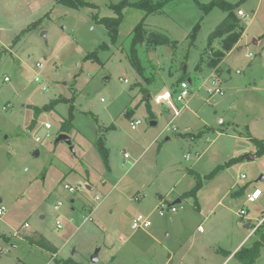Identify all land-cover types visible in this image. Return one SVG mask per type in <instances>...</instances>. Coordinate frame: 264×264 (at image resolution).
<instances>
[{"label": "rangeland", "instance_id": "374dc122", "mask_svg": "<svg viewBox=\"0 0 264 264\" xmlns=\"http://www.w3.org/2000/svg\"><path fill=\"white\" fill-rule=\"evenodd\" d=\"M89 1L95 7L0 0V203L7 209L0 228L8 232L2 235L0 229V254L18 245L21 253L27 250L29 264H45L48 253L19 238L23 228H35L63 247L60 255L50 256L55 264L72 257L89 264L96 250L95 264H242L234 257L239 243L264 221V154L256 155L258 146L247 137L264 141V0H246L235 10L243 31L230 54L235 56L232 72L227 76L222 64L221 74L212 77L223 94L208 91L209 61L223 49L225 36L211 45L208 37L225 18L222 9L205 13L197 0H171L149 14L145 28L175 41L161 48L137 45L147 66L141 75L131 63V44L145 12L124 9L117 41L104 48L107 29L94 14L114 16L112 5L121 0ZM154 60L158 64L150 68ZM184 65L192 82L188 99L179 102ZM38 72L41 81H35ZM150 73L154 83L147 84L144 77ZM172 103L180 110L174 118ZM45 105L32 125L31 106ZM136 119L142 123L132 129ZM61 133L71 136L74 150L56 142ZM232 158L235 162L205 180L198 195L201 208L193 198L174 203L177 193L196 183L189 170L204 176ZM255 187L263 196L247 203L246 193ZM241 189L245 193L236 194ZM136 193L145 196L138 200ZM58 201L62 205L56 210ZM161 204H173L176 211L160 215L156 207ZM241 208L247 215H239ZM138 213L151 216L149 229H131ZM91 215L93 220H85ZM250 236L247 245L257 238ZM256 264H264V246Z\"/></svg>", "mask_w": 264, "mask_h": 264}, {"label": "trees", "instance_id": "16d2710c", "mask_svg": "<svg viewBox=\"0 0 264 264\" xmlns=\"http://www.w3.org/2000/svg\"><path fill=\"white\" fill-rule=\"evenodd\" d=\"M171 0H137V1H130V0H121L117 4H113L112 8L115 12L114 16H100L99 14H94V19L98 23L102 24L107 29V34L109 37L108 42L102 43L100 46L104 48H108L109 45H113L118 38L120 26L124 19V9L128 7H134L141 9L145 12L144 17L141 19L139 23H137L133 30V37H132V44H131V63L137 70V72L141 75H144L146 72L147 66L143 64V61L140 58V54L138 53L137 45H173L172 40L169 39L168 36H166L164 33L157 32V31H148L145 28V20L146 17L151 13H156L160 10H162ZM246 0H239L237 2H230L227 0H212L208 4H202L197 0L198 5L203 8L205 13H209L213 8L218 7L222 9L226 16L225 18L215 27V29L210 33L208 37V44L211 45L214 40L217 38L224 37L223 42V49L217 50L215 52L216 58L209 61V66L212 68L217 69V73L221 74V70H219L218 65L221 62V59L224 57L225 52L231 50L234 45L238 42V40L241 37L243 28L240 23V20L237 18L235 10L238 9ZM58 3H62L68 7L74 8V9H80L85 6L93 7L94 4L90 2L89 0H58ZM95 7V6H94ZM201 23L198 22L193 27V29L190 32V38L191 43H193L197 37V34L199 32ZM264 38V34L262 35ZM150 64V61H149ZM150 68H154L151 64L149 66ZM148 76L144 77V80L147 84L154 83V76L150 73L147 74ZM151 78H150V77ZM188 75L183 74L179 78V82H183L187 79ZM49 105H45L42 107L37 106H31L33 109H35V118L32 120V125L36 123V117L42 112L43 110H47ZM150 109V106H148ZM64 128H67V124H63ZM249 139H251L257 146V152L256 155L261 156L264 154V141H261L260 139L253 138L251 135L247 136ZM103 151V157L106 162V166L108 165V155L107 151L105 149ZM236 158H232L229 161L225 162L224 165L216 166L211 172L208 174L201 176L200 174L191 171V174H193L196 177V183L195 185L188 191L184 192L182 194V197L184 198H193L196 205H198V192L202 189L204 186L205 180H210L213 177H215L222 169L225 167L231 165L233 162H235ZM257 234V238L252 242V244L248 246H242L240 249H238L234 257H236L242 264H256V261L261 255V250L264 246V225H259L255 232ZM24 240L26 242L36 245L51 254L55 255L58 252L57 247L51 243L47 238H45L43 235L39 233H35L32 235H24ZM56 261L59 264H80L73 259H66V260H58Z\"/></svg>", "mask_w": 264, "mask_h": 264}, {"label": "crops", "instance_id": "0c3cea01", "mask_svg": "<svg viewBox=\"0 0 264 264\" xmlns=\"http://www.w3.org/2000/svg\"><path fill=\"white\" fill-rule=\"evenodd\" d=\"M9 2V1H8ZM8 10L9 11H11L12 10V5H10L9 7H8ZM161 11V10H160ZM160 11H158V12H160ZM244 11V10H243ZM162 33V32H161ZM165 34V33H164ZM166 36H167V34H165ZM170 39V38H169ZM170 40H173V39H170ZM173 41H175V40H173ZM160 48H161V46H165V45H158ZM168 46V45H167ZM235 47V46H234ZM233 47V48H234ZM232 50L233 49H231V50H229V52L227 53V54H225L224 55V57L221 59V62L219 63V65H218V68H219V70H221L222 71V64H223V66H224V64H225V66L227 67L226 69H227V76H229L230 74H231V72H232V69H231V67H229V65H230V63H232V62H234V59H235V56H233L232 58H230V54L232 53ZM169 52V49H167L166 50V52ZM249 56H250V54H249ZM150 59H152V58H150ZM228 61V62H227ZM155 63H157L158 64V62L156 61L155 62V60L151 63V65L154 67H156V64ZM185 66V65H184ZM209 68H211V77L210 78H212L214 75H216V76H218V75H220V74H218L217 72V69L216 68H212V67H210V66H208ZM196 69L197 70H199V69H201V67L199 66V64H197V67H196ZM213 69V70H212ZM237 72L239 73L240 71L239 70H237ZM198 73H201V71L199 70L198 71ZM183 74H187L188 75V70H187V66H186V72H184ZM182 74V75H183ZM224 78V77H223ZM229 78V77H228ZM189 78H187L185 81H188V83L190 84L191 82H192V80H191V82L188 80ZM191 79V78H190ZM213 79V78H212ZM214 80V79H213ZM212 80V81H213ZM127 81V80H126ZM212 81H211V83H212ZM225 82H227V81H225ZM224 82V83H225ZM221 86V85H220ZM221 88L223 89V87L221 86ZM179 89H180V86H179ZM222 122V121H221ZM223 122H225V121H223ZM232 123V122H231ZM206 126L208 127V129L209 128H211L212 129V131L213 130H215L216 128H214L213 127V125H208V124H206ZM206 130V129H205ZM204 130V131H205ZM187 134V133H186ZM205 134V133H204ZM207 134H209V133H207ZM208 137H209V135H207ZM192 138H193V136H192ZM166 140H170V137H167L166 138ZM125 157V156H124ZM129 158H130V156H129ZM129 158H126L125 157V159L126 160H129ZM191 171H194V169H192V170H189V172L191 173ZM196 173H198V174H200V175H202L200 172H198L197 170L195 171ZM206 174H208V173H206ZM206 174H204V175H206ZM203 176V175H202ZM241 177V176H240ZM242 178V177H241ZM242 179H245V178H242ZM104 184H106V182H105V180H103L102 181ZM204 183H205V181H204ZM90 188L91 189H93V187H91L90 186ZM203 188V187H202ZM255 188H258V187H255ZM254 188V189H255ZM190 190V189H189ZM245 190L246 189H241L239 192H237L236 191V194H239V193H245ZM253 190V189H252ZM252 190H250V191H248V192H251ZM186 191H188V190H186ZM186 191H183V192H181V193H177V195H180V198L179 199H177L174 203H179V202H181V200L184 198V197H182V194L184 193V192H186ZM247 192V193H248ZM246 193V194H247ZM135 195H137V198L136 199H138L139 198V196L141 197L140 199H142V198H144V196H145V194L144 195H142V194H139V193H136ZM198 195H199V192H198ZM198 195H197V197H198ZM262 196H263V191H262ZM262 196L260 197V199L262 198ZM163 197H164V195H160L159 196V198H160V200H162L163 199ZM140 199H138V200H140ZM259 199V200H260ZM1 205H3V204H1L0 203V206ZM173 205V204H172ZM198 206L201 208V204H200V202H199V200H198ZM89 207H91V206H89ZM95 207L96 206H94V207H92L91 208V210H89V212H90V214H92L93 213V211H94V209H95ZM170 212H172V211H170ZM137 215V214H136ZM135 215V216H136ZM134 216V217H135ZM90 217H91V219H90ZM133 217V218H134ZM133 218L131 219V222H132V220H133ZM85 220H93V216L91 215V216H89V218H85ZM6 224V223H5ZM28 224V223H27ZM26 225V224H25ZM24 225V226H25ZM4 226V225H3ZM2 226V228H0L1 229V231H2V235L4 234V233H8V232H6L5 231V229H4V227ZM247 228H249V226H251V223H248L247 225ZM17 227V226H16ZM16 227H15V229H16ZM26 227V226H25ZM27 227H29V224H28V226ZM200 227V226H199ZM14 229V230H15ZM149 229V228H148ZM203 229V228H202ZM13 230V231H14ZM27 230V228H23L22 229V233H24V234H21L20 235V239L23 241V242H25L26 243V240H24V238H23V236L24 235H32V234H35V233H39V234H41V235H43L45 238H47L51 243H53L56 247H57V249H58V252L56 253L57 255H60V253L62 252V248L63 247H61V246H59V245H57L56 244V242L55 241H53L44 231H42L41 229H31L30 231H26ZM147 230V229H146ZM201 230V229H200ZM9 232H12V231H9ZM253 233V230H252V232L251 233H249L248 234V236H250L251 234ZM1 235V238L2 239H5L6 240V238H5V236H2ZM247 236V237H248ZM247 237L245 238V239H242V241L239 243V245H238V247H237V249L236 250H238V249H240V247H242V246H248L246 243H247ZM250 237H252V236H250ZM21 243V242H20ZM28 243V242H27ZM29 245H32L33 246V244H30L29 243ZM250 245V244H249ZM36 246V245H35ZM5 247V246H4ZM36 247H38V246H36ZM9 248V247H8ZM7 248V249H8ZM39 248V250L41 251H43V252H45V253H48V259L46 260V263L45 264H49V263H51V262H53V259H50V256L52 255L50 252H48V251H46V250H44V249H42V248H40V247H38ZM11 249H13V251L11 252V253H8L7 252V250L6 249H4V250H6L5 252H2V254H0V264H16V263H18V264H29L27 261H26V259H27V255L28 254H26V253H28L27 252V250H26V253L24 252V253H21L20 251H19V246L17 245V246H11ZM100 252V251H99ZM55 254V255H56ZM94 255V254H93ZM92 255V256H93ZM65 259H68V258H65ZM69 259H73L74 261H76L73 257L72 258H69ZM91 259H92V257H91ZM99 261V253H98V260H97V262ZM77 262V261H76ZM97 262H93L92 260L91 261H89L88 263L89 264H95V263H97ZM54 264H55V262H53ZM78 263H80V262H78Z\"/></svg>", "mask_w": 264, "mask_h": 264}, {"label": "built area", "instance_id": "2783aa9c", "mask_svg": "<svg viewBox=\"0 0 264 264\" xmlns=\"http://www.w3.org/2000/svg\"><path fill=\"white\" fill-rule=\"evenodd\" d=\"M238 12H239V15H244V11L243 10L240 9ZM251 55L252 54L250 53V56ZM36 66L38 68H41L42 64L41 63H37ZM36 75L37 76H35V81H41L40 73L38 72ZM6 80H9V78H6ZM211 85L212 86H210L208 88L209 92H211V93L215 92V93L223 94V89L221 88L220 84L217 81L213 80ZM189 86L190 85H189L188 81H183V82L180 83V91H179V93L177 94V97H176L177 101L185 102L188 99L189 94H190ZM43 88L45 89L46 87L43 86ZM169 96H170V93H169ZM171 107L173 108L172 112L174 113L173 114V118H174L176 115L180 114V110H178L173 105V103L171 104ZM172 120H171V122H172ZM141 123H142V121L140 119H136L134 121H131L130 124H131L132 129H136ZM44 125H45L47 130L52 128V125L50 123H45ZM39 140H40V137H37V141H39ZM124 156L126 158H129V154L127 152H125ZM241 177L242 178H246V175L242 174ZM65 188L69 189V191H71V192H74L76 190L75 187L70 186L68 184H65ZM261 196H262V190L260 188H255L251 192H248L246 194V202L247 203L257 202L260 199ZM61 205H62V201H58V203L55 205V209L59 210ZM156 209L158 210V213L160 215H163L165 213V211H167V210H170L172 212L176 211V207L174 205H171V204H169V205L161 204V205H158L156 207ZM6 210H7L6 206L5 205H1L0 206V216L4 215L6 213ZM238 213H239L240 216H245V215H247V210L245 208H241ZM90 219H91V217H90ZM262 222H264V221H260L258 223V225L253 228V233L255 232L256 228ZM152 224H153V222H152V219H151L150 215L143 214V213H138L133 218V220L131 222V229L134 230V231L146 230V229L150 228L152 226ZM25 226H28V224H26ZM57 228L58 229L62 228V224L59 221H57ZM199 229L202 230V227L200 226Z\"/></svg>", "mask_w": 264, "mask_h": 264}, {"label": "water", "instance_id": "95a60500", "mask_svg": "<svg viewBox=\"0 0 264 264\" xmlns=\"http://www.w3.org/2000/svg\"><path fill=\"white\" fill-rule=\"evenodd\" d=\"M45 34V32H43V35ZM184 68V72H186V66L183 67ZM191 82V79H188ZM151 124H156V122H151ZM56 142H66L67 144H69L71 146V149L74 150V147L72 145V138L69 134L66 133H61L59 134V136L56 138ZM35 154H38V151L35 152ZM248 158L253 159L254 156L253 155H248ZM98 253L99 250H96V252L94 253V255L92 256V261L93 262H97L98 260Z\"/></svg>", "mask_w": 264, "mask_h": 264}]
</instances>
